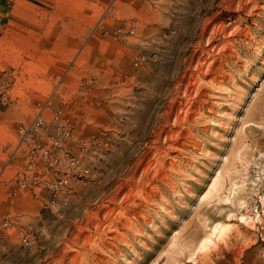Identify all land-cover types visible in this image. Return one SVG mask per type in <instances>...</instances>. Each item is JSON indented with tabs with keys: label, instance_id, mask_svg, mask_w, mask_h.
I'll return each mask as SVG.
<instances>
[{
	"label": "rangeland",
	"instance_id": "rangeland-1",
	"mask_svg": "<svg viewBox=\"0 0 264 264\" xmlns=\"http://www.w3.org/2000/svg\"><path fill=\"white\" fill-rule=\"evenodd\" d=\"M0 264H264V0H0Z\"/></svg>",
	"mask_w": 264,
	"mask_h": 264
},
{
	"label": "built area",
	"instance_id": "built-area-1",
	"mask_svg": "<svg viewBox=\"0 0 264 264\" xmlns=\"http://www.w3.org/2000/svg\"><path fill=\"white\" fill-rule=\"evenodd\" d=\"M54 119L56 122L59 123V129L61 134H67L66 128L62 125V123L59 120L58 114H54ZM42 124V117L40 115H36L31 122L28 124V126L23 130V135L28 136V139L34 135V132L37 131L39 126ZM46 153V151H45ZM64 183H67V179H63Z\"/></svg>",
	"mask_w": 264,
	"mask_h": 264
},
{
	"label": "bare ground",
	"instance_id": "bare-ground-1",
	"mask_svg": "<svg viewBox=\"0 0 264 264\" xmlns=\"http://www.w3.org/2000/svg\"><path fill=\"white\" fill-rule=\"evenodd\" d=\"M174 106H175V105H174ZM173 108H174V107H173ZM172 111H173V110H172ZM179 120H180V119H179ZM163 131H164V130H163ZM163 131H162V132H163ZM165 131H166V130H165ZM156 137H157V136H156ZM148 150H149V149H148ZM155 161H156V160H155ZM139 163H140V162H139ZM140 164H141V163H140ZM147 174H148V173H147ZM220 232H221V231H220Z\"/></svg>",
	"mask_w": 264,
	"mask_h": 264
}]
</instances>
